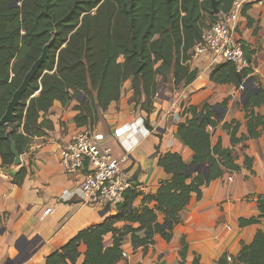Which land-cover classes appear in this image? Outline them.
Returning a JSON list of instances; mask_svg holds the SVG:
<instances>
[{"label": "trees", "instance_id": "trees-1", "mask_svg": "<svg viewBox=\"0 0 264 264\" xmlns=\"http://www.w3.org/2000/svg\"><path fill=\"white\" fill-rule=\"evenodd\" d=\"M14 1L0 0V119L44 46L52 37L55 40L23 94L13 121L0 124V168L14 165L12 142L22 155L34 137L54 130L48 114L56 103L66 107L73 99L78 100L75 125L93 130L102 112L118 104L128 80L136 108L146 114L145 125L152 129L150 115L155 109L159 78L165 82L171 78L175 87L195 81L199 71L190 65L194 48L202 41L204 30L219 18L211 0H19V6H14ZM232 2L217 0L222 13L230 10ZM245 52L252 63V52L246 46ZM251 74L252 67L237 72L226 62L214 67L210 79L242 89ZM246 93L248 99L241 108L247 133L241 131L239 120L221 124L230 135L232 147H224L221 139L212 142L209 127L220 124L213 105L206 103L201 110L197 105L185 107L182 113L186 119L177 131L193 151L191 164L177 152L161 154L158 164L170 178L160 181L156 194H144L136 186L129 188L116 205V213L111 214L107 207L100 223L79 230L56 247L47 255L46 264H118L129 237L132 247L144 253L158 236L170 241L175 227L183 223L193 195L201 199L205 186L225 171L241 169L235 162L234 146L264 132V114L256 111L264 104V87L259 84ZM227 103L225 99L220 104ZM200 165L208 166L207 174ZM244 168L254 172L253 158L248 155ZM29 173L22 165L13 183L22 185ZM140 196L142 205L137 207L135 201ZM256 200L260 215L241 218V226L264 220V194L257 195ZM120 222L127 224L119 227ZM109 234L112 240L107 245L105 237ZM187 253L188 243L183 237L179 249L183 264ZM191 264L202 263L196 255ZM217 264H264V230H258L238 256L225 254Z\"/></svg>", "mask_w": 264, "mask_h": 264}, {"label": "crops", "instance_id": "crops-1", "mask_svg": "<svg viewBox=\"0 0 264 264\" xmlns=\"http://www.w3.org/2000/svg\"><path fill=\"white\" fill-rule=\"evenodd\" d=\"M236 29L246 49L252 52L253 82L256 87L259 84L264 87V2L248 4L237 21ZM190 65L192 69L199 71L191 84L175 87L172 82L170 87L163 79L159 83L154 99L155 109L150 115L152 129L143 127L139 133L133 128L135 118H145L146 114L136 108L133 101L134 91L131 81L128 80L124 84L118 104L112 105L113 112L110 113V109L102 112L99 123L92 130L102 145L111 146L115 155L123 157L124 166L139 180L137 188L144 194H156L160 181L170 178L158 164L161 154L167 151L177 152L187 164H191L193 151L184 143L177 129L179 123L186 119L183 110L189 105H194L196 98L203 101L208 97L207 103L213 105V108L217 106L214 110L220 124L209 128L214 144L221 139L224 147H232L230 135L221 127L224 121L239 120L243 125L241 131L247 133L245 112L241 108V89L233 84L212 82L210 73L214 67L205 56L193 57ZM38 93L39 91L36 95ZM225 99H228V103L223 106L220 103ZM78 104L76 99L66 107L56 103L48 114L54 123V130L45 136L34 137L28 151L22 154V165H26L30 170L25 180L33 181L31 188L38 191L44 203L37 220L25 231L24 236L18 237L14 228L20 229L24 223L19 222V218L22 215L30 216L33 211V204L24 200L30 195L19 190L16 187L19 185L12 181L13 176L5 172L4 168H0V229H4L0 233V264H46L47 250L55 249L56 246L53 237L46 240L38 231L43 227L41 221L44 218H48L50 223L63 215L66 208L72 207L56 227L59 231L79 215L75 222L67 227L64 237L78 225L80 227L75 231L85 223L92 222L94 214L98 213L83 203L78 190L82 175L67 173L60 163L61 147L80 130L75 125L78 113L75 106ZM256 111L264 114V104L256 108ZM233 155L241 169L225 171L222 177L203 188L201 199L193 195L185 208L183 223L174 229L173 238L167 241L158 236L145 254L143 251L136 254L137 250H134L133 257H129L131 262L183 264L179 249L181 240L185 237L188 253L184 264H191L196 255L202 264H217L225 254L238 256L242 246L250 244L258 230H264V220L246 226L240 224L241 218L248 219L260 215L256 197L264 194V132L259 138L235 145ZM245 155L253 158V173L244 168ZM11 169L18 170L13 166ZM199 169L205 174L208 172L207 165H200ZM141 205L142 196L135 201V206ZM47 209H51V212L45 215ZM59 209H64V212L58 214L56 211ZM82 209L85 210L80 213ZM114 213L116 209L111 214ZM159 216L162 219V214ZM125 224L127 223L120 222L118 226ZM60 242L61 239L58 243ZM128 245L131 246L130 237ZM127 251L129 250L124 248V258L118 264L127 263Z\"/></svg>", "mask_w": 264, "mask_h": 264}, {"label": "built area", "instance_id": "built-area-1", "mask_svg": "<svg viewBox=\"0 0 264 264\" xmlns=\"http://www.w3.org/2000/svg\"><path fill=\"white\" fill-rule=\"evenodd\" d=\"M252 2L263 4L264 0H233L230 10L221 12L218 20L204 30L203 39L195 46L193 57H207L212 67L230 62L237 72L250 69L252 63L247 58L245 44L236 28L239 17ZM132 125L141 133L146 127L144 117L137 116ZM123 161V157L115 155L111 146L102 145L91 129H80L60 149V163L65 171L83 177L78 187L83 203L97 212L116 207L124 200L129 188L139 186V180L124 166ZM50 212L51 209H47L45 215Z\"/></svg>", "mask_w": 264, "mask_h": 264}, {"label": "water", "instance_id": "water-1", "mask_svg": "<svg viewBox=\"0 0 264 264\" xmlns=\"http://www.w3.org/2000/svg\"><path fill=\"white\" fill-rule=\"evenodd\" d=\"M212 3V7H213V12L215 15H219L221 14V10L218 7V3L217 0H211ZM19 0L14 1V6H19ZM55 40V37H52V39L44 46L42 54L40 55V57L33 63V65L31 66V68L29 69V71L26 73L21 85L18 87V89L14 92L11 100L8 103L7 109L5 114L1 117L0 119V124L1 125H7L9 123H11L14 119L15 116V110L18 106V104L21 101V98L23 96V94L26 92L29 84L31 83V81L33 80V78L35 77V75L37 74V72L39 71V69L41 68L42 64L46 61V59L49 56V50L51 48V46L53 45ZM256 86L253 82V77H248L244 83H243V87L241 89L242 92V100L243 103H245V101H247L248 99V94L246 93L247 89L250 90H256ZM208 97L203 99V102L200 104V110L204 107V105L207 103L208 101ZM58 104V103H57ZM115 104V103H113ZM217 106L214 107V109H216ZM110 113L113 112V107L111 106ZM12 152L15 155V159H14V166H22L23 163V159H22V155L19 154V152L17 151L16 148V144L14 142H12ZM1 163V161H0ZM5 172L10 173L11 176H14L17 172V169H11V167H7L4 168ZM33 181L32 180H25V182L22 185L16 186L19 190L28 193L30 195V197L28 199H24L25 201H29L30 203L33 204V211L31 213L30 216H25L22 215L19 218V222L23 221V226L19 229V228H14V231L18 234V237L20 236H24V233L27 229H29V227L37 220V215L39 214V212L42 210L43 208V199L41 197H39L38 195V191L36 189H32L31 185H32ZM72 210V207H68L65 210V213L61 216H59L56 220L52 221L49 223L48 218H44L41 221V226L38 229L39 233L46 239L49 240L52 237L55 239L54 245L56 247H60L62 245H60L58 243V241L61 239V237L63 236L65 230L67 229V227L69 225H72L75 222V218L79 215H76L74 217V219H72L68 225L66 227H62L61 229H59V231H57V226L62 222V220L64 219V217L67 215V213H69ZM85 209H82L80 211L83 212ZM79 213V214H80ZM107 214L106 210H101L98 213H95L94 215V220L92 221L91 224H88L86 226L81 227L79 230L83 229V228H87L89 225H94L97 223H100L102 221V218ZM43 228H46L43 229ZM44 230V231H43ZM78 230V231H79ZM4 231V229H0V233ZM78 231H76L74 233V235H76L78 233ZM72 235V236H74ZM71 236V237H72ZM54 249L51 250H47V254H50L51 251H53Z\"/></svg>", "mask_w": 264, "mask_h": 264}, {"label": "rangeland", "instance_id": "rangeland-1", "mask_svg": "<svg viewBox=\"0 0 264 264\" xmlns=\"http://www.w3.org/2000/svg\"><path fill=\"white\" fill-rule=\"evenodd\" d=\"M209 22V21H208ZM162 82V78H159V83H161ZM159 83H158V86H159ZM167 83L170 85V87H172V79L170 78L169 79V81H167ZM194 102H195V104L194 105H197V106H200V104L203 102L202 101V99L201 100H199V99H195L194 100ZM216 111V110H215ZM13 167H16V168H20L21 166H14V165H12ZM11 166V167H12ZM110 209H111V211H110V213H113V211L116 209L115 207H113V206H111L110 207ZM58 214H60V213H63L64 212V209H59V211H56ZM92 222H89V224H91ZM86 225H88V223L86 224H84L83 226H86ZM82 226V227H83ZM80 227V225H78V227H75V228H73L71 231H68L67 232V234L66 235H64V237L61 239V242H60V245H63L71 236H72V234L74 233V232H76L75 230H77L78 228ZM111 240H112V235L110 234V235H107L106 237H105V243L106 244H108L109 242H111ZM132 247V245L130 246V245H128V240H126V243L124 244V248L126 249V250H129V251H127L126 253H128L127 254V256H126V258H127V263L126 264H142V262L140 263V262H137V261H134V262H131V260H130V256L132 255V254H134V250H137L135 253L137 254V252H142L143 250L141 249V248H139V249H132L131 248ZM145 254V253H144ZM132 257H133V255H132ZM8 264H10V262H8Z\"/></svg>", "mask_w": 264, "mask_h": 264}, {"label": "flooded vegetation", "instance_id": "flooded-vegetation-1", "mask_svg": "<svg viewBox=\"0 0 264 264\" xmlns=\"http://www.w3.org/2000/svg\"><path fill=\"white\" fill-rule=\"evenodd\" d=\"M63 237V236H62ZM62 237H61V239H62Z\"/></svg>", "mask_w": 264, "mask_h": 264}]
</instances>
